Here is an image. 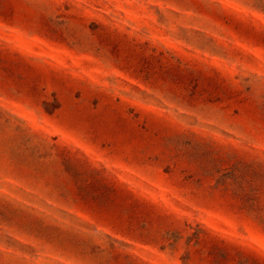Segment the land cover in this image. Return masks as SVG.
Instances as JSON below:
<instances>
[{
  "label": "rangeland",
  "instance_id": "374dc122",
  "mask_svg": "<svg viewBox=\"0 0 264 264\" xmlns=\"http://www.w3.org/2000/svg\"><path fill=\"white\" fill-rule=\"evenodd\" d=\"M0 264H264V0H0Z\"/></svg>",
  "mask_w": 264,
  "mask_h": 264
}]
</instances>
